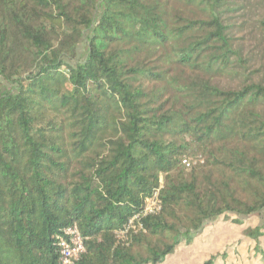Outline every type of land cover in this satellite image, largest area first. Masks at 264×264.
Segmentation results:
<instances>
[{
    "label": "trees",
    "instance_id": "16d2710c",
    "mask_svg": "<svg viewBox=\"0 0 264 264\" xmlns=\"http://www.w3.org/2000/svg\"><path fill=\"white\" fill-rule=\"evenodd\" d=\"M263 213L264 0H0V264L72 226L76 264H162Z\"/></svg>",
    "mask_w": 264,
    "mask_h": 264
},
{
    "label": "rangeland",
    "instance_id": "374dc122",
    "mask_svg": "<svg viewBox=\"0 0 264 264\" xmlns=\"http://www.w3.org/2000/svg\"><path fill=\"white\" fill-rule=\"evenodd\" d=\"M263 223L264 213L262 217H250L243 225H236L232 219L223 216L211 223L194 245L182 246L162 264H203L211 255L229 254L233 247L238 249L236 257L226 259L224 263L218 257L219 264H264L261 254L264 252V236L255 242L244 235L247 228H256Z\"/></svg>",
    "mask_w": 264,
    "mask_h": 264
},
{
    "label": "built area",
    "instance_id": "2783aa9c",
    "mask_svg": "<svg viewBox=\"0 0 264 264\" xmlns=\"http://www.w3.org/2000/svg\"><path fill=\"white\" fill-rule=\"evenodd\" d=\"M186 167H190V163L184 161ZM161 201L158 193L146 200L145 206L141 213L135 215L129 222L128 226L119 235L125 238L129 231L136 229V222L142 217L155 215L161 211ZM142 228V225L139 226ZM58 248L60 251V264H76L80 256L85 252L84 238L80 234L76 226L64 229L62 235L59 236Z\"/></svg>",
    "mask_w": 264,
    "mask_h": 264
}]
</instances>
